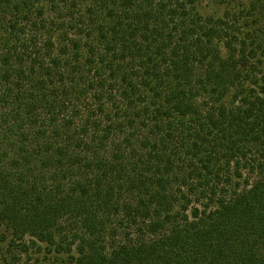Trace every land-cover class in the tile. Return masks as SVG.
<instances>
[{
  "label": "trees",
  "instance_id": "1",
  "mask_svg": "<svg viewBox=\"0 0 264 264\" xmlns=\"http://www.w3.org/2000/svg\"><path fill=\"white\" fill-rule=\"evenodd\" d=\"M0 242L264 264V0H0Z\"/></svg>",
  "mask_w": 264,
  "mask_h": 264
},
{
  "label": "rangeland",
  "instance_id": "2",
  "mask_svg": "<svg viewBox=\"0 0 264 264\" xmlns=\"http://www.w3.org/2000/svg\"><path fill=\"white\" fill-rule=\"evenodd\" d=\"M222 5H214L211 2H203L201 6V11L203 14L214 13L217 14L222 11ZM41 245V244H40ZM42 248H38L32 245L27 253L14 254L16 260L11 262L12 264H72L68 257L65 255L56 254L50 252L41 245ZM0 248L5 250L7 246L4 242H0ZM8 260H11L8 257Z\"/></svg>",
  "mask_w": 264,
  "mask_h": 264
}]
</instances>
